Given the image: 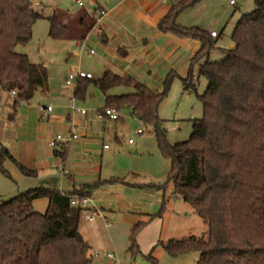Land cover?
I'll return each mask as SVG.
<instances>
[{
  "label": "trees",
  "instance_id": "obj_1",
  "mask_svg": "<svg viewBox=\"0 0 264 264\" xmlns=\"http://www.w3.org/2000/svg\"><path fill=\"white\" fill-rule=\"evenodd\" d=\"M201 1L181 0L158 23L163 33L200 43L185 78L170 73L162 90L156 93L130 76L107 70L97 80L78 78L74 96L85 100L93 84L105 96L103 110L119 114L127 110L154 128L159 148L170 161V171L166 183L147 187L162 190L171 183L175 195L202 218L208 229L206 238L162 242L169 254L199 252L198 264H264V0H253L255 9L242 15L229 49L218 48L207 31L178 23L182 11ZM42 18L33 0H0V98L3 93L16 92L13 113L28 104L38 90L48 87L47 68L32 62L27 54L16 52L32 41L33 27ZM49 22V37L62 40L66 28L57 17L49 18ZM216 49L224 58L212 62L209 56ZM176 76L184 92L198 94L199 77L205 78L208 86L198 95L203 117L193 121L189 139L170 145L158 112ZM118 87L134 91L109 94ZM65 148L61 149V157ZM7 163L25 177L36 175L0 141V173L10 177ZM124 183L123 179L113 178L71 193L42 186L1 201L0 264H90L91 247L80 232L87 210L73 206L71 199L76 197L82 202L102 184ZM41 198L48 201L45 213L33 209V203ZM157 216H151L149 221ZM146 224L138 222L132 230L128 253L133 257L142 255L137 236ZM143 257L157 264L152 253Z\"/></svg>",
  "mask_w": 264,
  "mask_h": 264
},
{
  "label": "crops",
  "instance_id": "obj_2",
  "mask_svg": "<svg viewBox=\"0 0 264 264\" xmlns=\"http://www.w3.org/2000/svg\"><path fill=\"white\" fill-rule=\"evenodd\" d=\"M82 1L84 9L75 0H33L34 8L43 15L40 20L46 21L47 30L50 28L51 17H57L66 28L62 40H53L60 54L69 56L71 52L74 56H81L84 52H93L91 55L99 56L101 77L105 71L110 70L121 76H130L156 93L160 92L157 86L170 73L175 72L183 78L187 76L190 61L200 49L199 41L179 38L158 29L159 21L168 14L172 5L181 0ZM229 4L237 9V0L234 5L229 0ZM35 29L36 24L33 35ZM212 32L216 31L208 33ZM220 36L217 33V37L212 39L217 41ZM50 39L48 31L46 40ZM218 44L219 41L217 47ZM90 47L96 49V53L92 49L86 50ZM82 71L93 75L90 70ZM75 72L73 69L71 73ZM67 79L59 90L51 91L47 87L43 93L47 97L46 103L32 106L29 102L21 105L15 113L10 105L13 97L8 94L10 103L7 100L5 108H0V141L19 163L36 172L34 177H25L13 165L17 171L15 177L21 184L27 183L30 188L36 185L28 179H34L38 184L43 181L44 185L40 187L57 186L66 193L80 191L83 186L100 181L123 179L124 184H102L92 191L87 198L89 202L80 224V232L91 247L90 264H139L136 258L140 255L133 257L128 253L132 230L138 222H147L137 236V244L141 256H146L150 248L149 254L153 253L156 248L154 244L158 242L153 234L146 240V251L145 247L141 248L145 242V229L151 224L149 218L162 205L161 193L147 187L157 184L142 180L134 169L117 170L110 166V161L116 159V150H111L110 146L101 144V141H110L112 121H100L96 115L89 117L88 111L86 115L72 111L71 100H74L75 106L78 104L77 108L82 107V103L76 102L74 96L77 79L74 86L68 85ZM48 106L52 107L51 112L46 111ZM120 119L121 113L119 120L115 121L117 129L126 124L125 121L120 122ZM71 132H75L78 138L66 146L64 157H61V150L50 148L49 142L59 134L68 136ZM58 165H64L70 175L60 178L56 169ZM9 172L10 176L14 174ZM2 176L0 173V181ZM3 195L4 191L0 189V202ZM95 208L101 210L104 219L86 221L85 215ZM105 252L113 253L116 257H94L95 253Z\"/></svg>",
  "mask_w": 264,
  "mask_h": 264
},
{
  "label": "rangeland",
  "instance_id": "obj_3",
  "mask_svg": "<svg viewBox=\"0 0 264 264\" xmlns=\"http://www.w3.org/2000/svg\"><path fill=\"white\" fill-rule=\"evenodd\" d=\"M254 9L253 0H237V9L230 6L229 0H202L196 7L182 11L177 21L186 27L196 26L208 32L216 31L221 35L220 39L216 41L217 43L219 41L218 47L229 49L233 45L232 34L238 21L244 13L252 12ZM48 31L46 21H37L31 43L27 47H18L16 52L29 55L32 62L41 63L47 68L48 88L51 91L59 90L73 69L77 72L90 70L95 79L101 77L100 71L102 70L98 65V55L84 52L81 56H74L69 52V56H64L58 52L56 41L46 40ZM90 49L96 53V49L91 47L86 50L89 51ZM223 58L224 55L219 49L214 50L209 56V60L212 62L220 61ZM196 83L198 94L193 91L184 92L182 81L179 77H174L168 95L159 108L158 115L162 120V128L170 145L187 141L193 130V121L203 117V107L198 95L206 90L208 82L205 78L199 77ZM157 88L161 91L162 84ZM133 91L131 88L118 87L109 91V94L122 95ZM44 92L46 89L38 90L30 104L34 106L36 103H46L47 97H44ZM103 95L95 85L91 84L88 87L85 100L76 99V102L82 103V107L78 108L87 110L89 117L95 116L97 112L105 108ZM7 100L10 103L8 94H1L0 108H5L8 104ZM128 112L125 110L121 113L120 122L125 121L126 124H122L120 127L118 125L119 128L117 129V122H110V141H101V144L106 143L111 147V150H116V159L110 161L112 162L110 166L117 170L134 169L142 180L149 183L157 185L166 183L170 171V161L159 148L154 128L130 117ZM139 129L143 130V135H135ZM130 139L134 140L133 145L129 144ZM6 167L14 174L12 173L13 175L10 177L2 176L0 181V189L4 191V195L1 196L2 201H9L30 189L44 185L43 181L38 184L34 179H28L29 182L36 185L31 186V188L27 183L21 184L15 177L17 174L15 167L11 163H7ZM60 178L64 177L60 174ZM159 191L163 202L154 214L159 216L151 220V224L145 229L143 235L145 242L141 250L145 247L146 251L148 243L146 240L153 234L158 241L154 244L156 248L152 253L157 264H198L199 252L191 251L183 255L173 256L162 247L161 243L170 240L181 241L190 237L206 238L208 229L204 221L188 204L175 195L171 183L166 184L165 188ZM47 205V199L41 198L35 201L33 209L35 212L45 213ZM150 251L151 248L145 254L148 255ZM136 262L154 264L152 260L141 255L137 256Z\"/></svg>",
  "mask_w": 264,
  "mask_h": 264
},
{
  "label": "built area",
  "instance_id": "obj_4",
  "mask_svg": "<svg viewBox=\"0 0 264 264\" xmlns=\"http://www.w3.org/2000/svg\"><path fill=\"white\" fill-rule=\"evenodd\" d=\"M75 2L78 4V6L80 8H85V4L82 0H75ZM231 5L235 4V0H230ZM102 15H104V13L102 12ZM212 37H217V33L216 32H212L211 33ZM91 54H93V52H91ZM78 78H93L92 74L83 72V71H78L75 73H71L68 76L67 79V84L74 86V82L76 79ZM12 97L16 96V92H12L11 93ZM70 108L72 111L74 112H79L82 115H86L87 114V110L85 109H79L74 105V100H71L70 102ZM44 110V109H42ZM47 112H51L52 111V107L48 106L46 108ZM120 118V114L118 112H116L115 110H111V109H105L101 112H97L96 113V119L100 120V121H118ZM138 135L143 133V130H138L136 132ZM78 138V135L75 132H71L68 136H64V135H57L55 138H53L50 142H49V147L56 149V150H61L62 148H64V146L66 147L70 142L76 140ZM129 144H134V140L130 139L129 140ZM105 149L108 148L107 145L104 146ZM56 169L58 170V172L61 174L62 177H67L70 175V171L68 169H66V167L64 165H58L56 167ZM72 205L73 206H81L82 208H85L87 210V203L89 202L88 199H85L84 201L80 202L76 197L72 198ZM104 219V216L102 215L101 210L99 209H94L92 210L90 213L85 215V220L88 222H93L96 219ZM106 220V219H105ZM95 258H99V257H105L108 259H114L116 256L113 253H95L94 254Z\"/></svg>",
  "mask_w": 264,
  "mask_h": 264
}]
</instances>
